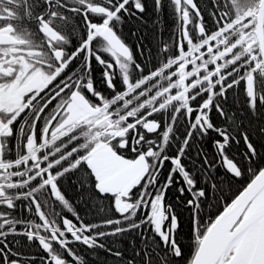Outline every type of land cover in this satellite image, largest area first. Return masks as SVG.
Here are the masks:
<instances>
[{"label": "snow or ice", "instance_id": "snow-or-ice-1", "mask_svg": "<svg viewBox=\"0 0 264 264\" xmlns=\"http://www.w3.org/2000/svg\"><path fill=\"white\" fill-rule=\"evenodd\" d=\"M0 264H264V0H0Z\"/></svg>", "mask_w": 264, "mask_h": 264}, {"label": "trees", "instance_id": "trees-1", "mask_svg": "<svg viewBox=\"0 0 264 264\" xmlns=\"http://www.w3.org/2000/svg\"><path fill=\"white\" fill-rule=\"evenodd\" d=\"M145 21H146V25L147 27L137 23L136 21H131L130 23H128L125 28H127L126 30V34L129 32V30L133 31V32H136L137 33V36H144L146 35L147 36V39L144 40V43L145 44H148V42L150 40H152L153 38V28H152V21L148 19V17L146 16L145 17ZM167 23V21H166ZM131 40H135L136 37H131L130 38ZM186 231V229H185ZM99 259L100 260H105V259H109L107 257L104 256L103 252L99 253Z\"/></svg>", "mask_w": 264, "mask_h": 264}, {"label": "flooded vegetation", "instance_id": "flooded-vegetation-1", "mask_svg": "<svg viewBox=\"0 0 264 264\" xmlns=\"http://www.w3.org/2000/svg\"><path fill=\"white\" fill-rule=\"evenodd\" d=\"M127 28H124V31L126 32Z\"/></svg>", "mask_w": 264, "mask_h": 264}]
</instances>
